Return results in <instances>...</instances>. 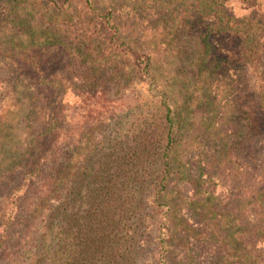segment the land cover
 I'll list each match as a JSON object with an SVG mask.
<instances>
[{"label":"trees","instance_id":"1","mask_svg":"<svg viewBox=\"0 0 264 264\" xmlns=\"http://www.w3.org/2000/svg\"><path fill=\"white\" fill-rule=\"evenodd\" d=\"M235 2L244 13H234ZM98 5L0 0V64L11 73L13 115L26 129L0 119V264H142L153 228L156 264H169L172 242L184 246L189 238L232 254L211 264H264V189L247 197L254 219L245 221L244 210L234 212L247 201L225 213L221 197L204 187L202 168L182 159L190 106L237 112L250 138L264 136L260 1L141 0L140 8L167 20L177 52L191 56L172 72L176 103L150 107L124 101L127 81L148 75L156 54L130 47L116 9ZM212 36L234 37V56L219 53ZM233 64L240 69L230 72ZM167 65L171 71L172 60ZM261 67L249 97L239 96L238 72ZM227 93H234L230 101ZM122 103L135 117L128 135L115 124V136L104 135ZM181 185L191 196L182 197Z\"/></svg>","mask_w":264,"mask_h":264},{"label":"rangeland","instance_id":"2","mask_svg":"<svg viewBox=\"0 0 264 264\" xmlns=\"http://www.w3.org/2000/svg\"><path fill=\"white\" fill-rule=\"evenodd\" d=\"M100 7H113L116 9L115 15L123 28V41H125L134 50H138L139 54L154 53L157 59L154 60L150 67L148 75L133 77L127 83H130L131 88H128L126 95L129 100H125V106L130 102L133 105L136 101L141 100V104L150 107L153 101L165 100L168 103L175 102L174 89L177 85L175 80L178 76L175 72L182 68V63L190 59V55L184 50L177 52L175 38H171L168 31L166 19L156 18L152 16L148 10H143L139 6L141 0H98ZM261 3V11L264 13V0H259ZM232 8L235 14L244 13V5L241 2L232 3ZM136 13V15L134 14ZM173 42V44H172ZM213 46L220 50L219 53H226L229 56H234L236 53V41L234 37L212 36ZM177 54L179 55L177 57ZM50 57L54 56L53 52H49ZM173 62L172 70L169 71L167 61ZM230 72L240 69L237 65L231 66ZM263 68H250L246 73L241 72V77L235 83V91L239 96L248 98L257 86L258 77ZM175 75V76H174ZM11 73L8 69L0 64V119L12 121L11 124L18 132L25 131V127L21 118L16 119L13 115L16 102L12 100L10 89ZM9 85V86H8ZM114 93H110L108 97L117 98ZM234 95L227 93L225 101H230ZM221 98L223 97H218ZM227 99V100H226ZM223 100V99H222ZM220 104H222V101ZM218 102V103H219ZM176 103V102H175ZM181 103V102H180ZM215 103V102H214ZM173 105V104H172ZM123 103L120 107V119L101 132L104 135L113 137L115 128L119 129V135H128L127 130L134 120V116H127L122 111ZM193 106L188 107L187 116L188 124L184 126L187 130L184 133L182 149V159L192 168L199 165L202 168L203 181H206L205 188L215 190L214 195L221 197L223 202L219 209L228 213L230 210L239 209L247 201L246 207L239 209V213L244 210L245 221L254 219L253 213L250 212L251 200L247 197L255 194L260 189H264V136L258 139L250 138L244 129L243 122L238 118L237 112H229L225 114L222 109L216 110L215 106L207 104L199 105L195 110ZM174 111V108H172ZM192 110V112L190 111ZM210 111L215 114L210 115ZM190 112V113H189ZM116 117L113 119H118ZM120 122V124H118ZM115 124V128L112 126ZM118 124V125H117ZM95 138H101L100 134H96ZM3 143V141H2ZM8 146V145H7ZM182 152V151H181ZM196 173L195 170L192 172ZM198 174V173H197ZM179 191L183 198L191 196L189 186L181 185ZM264 192V191H263ZM264 201V193H263ZM249 223V222H248ZM209 225L206 223L204 228L207 230ZM198 228V227H197ZM171 232L172 228L170 227ZM246 238L249 237L247 229L243 228ZM158 231L153 228L151 238L147 243V248L143 254L142 264H156L157 260L153 259L152 249L156 245V236ZM184 246L176 239L172 242V248L167 256L169 264H211L214 261H220L223 257H228L232 254L223 250V247H218L214 241L197 242L195 239L189 238ZM251 241L247 246H250ZM215 245V248L213 245ZM225 251V252H224ZM184 256L190 258L193 262H186Z\"/></svg>","mask_w":264,"mask_h":264}]
</instances>
